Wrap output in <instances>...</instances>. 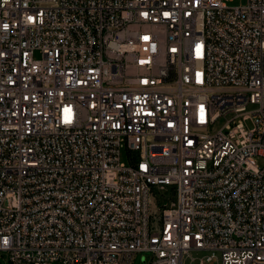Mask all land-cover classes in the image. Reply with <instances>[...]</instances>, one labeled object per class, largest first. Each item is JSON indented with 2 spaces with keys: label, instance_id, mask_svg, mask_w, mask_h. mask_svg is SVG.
I'll list each match as a JSON object with an SVG mask.
<instances>
[{
  "label": "built area",
  "instance_id": "built-area-1",
  "mask_svg": "<svg viewBox=\"0 0 264 264\" xmlns=\"http://www.w3.org/2000/svg\"><path fill=\"white\" fill-rule=\"evenodd\" d=\"M231 1L0 0L1 258L264 264V0Z\"/></svg>",
  "mask_w": 264,
  "mask_h": 264
},
{
  "label": "rangeland",
  "instance_id": "rangeland-1",
  "mask_svg": "<svg viewBox=\"0 0 264 264\" xmlns=\"http://www.w3.org/2000/svg\"><path fill=\"white\" fill-rule=\"evenodd\" d=\"M245 0H233L229 2V4H238L239 2H244ZM124 160L126 161V157L124 154ZM207 252L205 251H191L188 254H185L183 257V264H199V261L203 256H205ZM148 253H137L133 257L131 264H146V260L148 258ZM205 264H220L219 260L213 259L210 262H204ZM0 264H8L5 261V255L3 258L0 257Z\"/></svg>",
  "mask_w": 264,
  "mask_h": 264
}]
</instances>
